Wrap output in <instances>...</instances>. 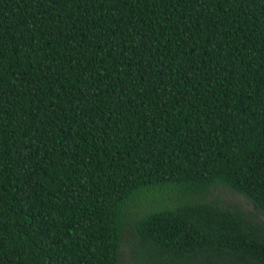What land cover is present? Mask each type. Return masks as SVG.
Here are the masks:
<instances>
[{
	"label": "trees",
	"instance_id": "16d2710c",
	"mask_svg": "<svg viewBox=\"0 0 264 264\" xmlns=\"http://www.w3.org/2000/svg\"><path fill=\"white\" fill-rule=\"evenodd\" d=\"M216 185L264 215V0H0V264H264Z\"/></svg>",
	"mask_w": 264,
	"mask_h": 264
},
{
	"label": "rangeland",
	"instance_id": "374dc122",
	"mask_svg": "<svg viewBox=\"0 0 264 264\" xmlns=\"http://www.w3.org/2000/svg\"><path fill=\"white\" fill-rule=\"evenodd\" d=\"M203 197L205 199H212V198H218L222 200L223 202L234 204L241 208L246 213L252 214L255 218H257L260 221L264 222V215H261L257 213L253 207L252 204L244 198L242 195L237 194L221 185H216L215 187H212L206 192V194H203ZM127 237L130 238V234L127 233ZM133 244V241H124L121 245V264H132L133 259L131 257V246Z\"/></svg>",
	"mask_w": 264,
	"mask_h": 264
}]
</instances>
